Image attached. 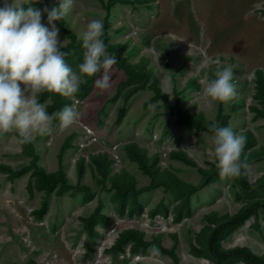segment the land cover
Instances as JSON below:
<instances>
[{
	"label": "rangeland",
	"instance_id": "1",
	"mask_svg": "<svg viewBox=\"0 0 264 264\" xmlns=\"http://www.w3.org/2000/svg\"><path fill=\"white\" fill-rule=\"evenodd\" d=\"M48 2L58 7L60 0ZM2 3L0 0V6ZM33 7L42 11V23L50 27L45 8ZM105 16L99 0H75L63 20L65 28L81 40L90 20L102 19L104 23ZM109 20V41L127 44L122 56L154 76L174 109L169 111L163 100L153 101L154 93L147 85L130 97L119 120L129 86L123 84L126 74L114 65L112 86L107 90L95 84L102 73L87 89L82 85L89 77H82L79 92L68 98V106L80 114L71 128L61 129L59 121L53 119L52 134H36L29 143L17 132L0 134V163L19 169L29 165L34 153L39 157L37 165L48 173L58 169L61 146L71 136L62 157L63 171L70 185L88 189L51 193L34 189L30 194L28 183L34 182L31 171L13 180L0 172V264H213L206 256L205 217L223 220L248 199L261 196L264 200V189L246 192L238 185V178H222L219 173L188 193L159 183L163 174L170 172L185 183L199 186L217 165L214 133L180 123L175 108L215 121L218 103L205 97L203 89L215 78V72L225 67L233 69L237 85L236 99L227 108L222 103L223 114L229 115L227 127L247 138L242 159L250 165L249 180L264 177V117L257 116L255 110L263 107L257 94L256 70L264 72V0H118ZM55 23L64 42L61 50L65 49V61L78 71L84 51L68 49L70 39ZM132 143L145 149L157 170V183L126 153V146ZM176 150L183 151L194 165L173 159L170 154ZM98 154H107L111 162L107 177H102L92 162V156ZM81 158L85 168L79 178ZM124 172L141 190L140 215L128 211L131 194L117 196L112 188L111 178ZM186 194L188 209L173 222L175 204ZM43 202L47 211L37 219L33 211ZM99 202L105 218L95 224L97 235L90 237L81 218L92 214ZM160 204L166 208L167 217L161 215ZM122 206L125 211L120 212ZM152 210L157 211L154 217L149 215ZM130 228L144 232L145 240H158L163 247L174 248L177 259L158 248L153 254V247L133 252L131 242L111 251L118 235ZM192 244L202 246L204 252L193 254ZM221 245L227 249L245 246L255 254H264V209L259 207L255 215L224 234ZM228 264L244 263L233 260Z\"/></svg>",
	"mask_w": 264,
	"mask_h": 264
},
{
	"label": "clouds",
	"instance_id": "2",
	"mask_svg": "<svg viewBox=\"0 0 264 264\" xmlns=\"http://www.w3.org/2000/svg\"><path fill=\"white\" fill-rule=\"evenodd\" d=\"M75 0H60L58 7L45 8L47 23H42V11L33 7L31 0H3L0 6V134L17 132L29 143L36 134L51 135L53 118L59 119L61 129L71 128L79 119L74 106H65L50 115L46 104L38 99L43 93H55L71 98L80 90L82 77H97L96 87L107 90L112 81V69L117 63L109 55L104 37L102 19H92L86 26L82 40L83 62L78 71L66 61L61 51L64 42L59 38L56 21L68 16ZM231 67L215 72L203 89L205 97L227 108L237 97V85ZM23 86V87H22ZM214 133V151L217 168L222 178H238L250 167L242 159L246 136L234 133L231 127L211 125ZM153 254L158 249L150 250Z\"/></svg>",
	"mask_w": 264,
	"mask_h": 264
},
{
	"label": "trees",
	"instance_id": "3",
	"mask_svg": "<svg viewBox=\"0 0 264 264\" xmlns=\"http://www.w3.org/2000/svg\"><path fill=\"white\" fill-rule=\"evenodd\" d=\"M49 0H45L44 2L38 3L35 0H31L34 5H40L44 8H48L49 10L55 6H51L48 2ZM106 10V16L104 20V41L107 45V51L109 55H115L117 58L116 67L121 69L126 74V80L123 84L128 85L129 87L125 90V94L123 96L124 105L121 107L118 119L121 120L126 112V103L130 99V97L139 89H142L148 85L154 93L153 101L155 100H163L164 105L169 111H173L174 107L171 106L168 101L165 93H163L155 80L154 76L139 68L137 65L130 64L128 62V58L122 56L127 48V44H113L109 41V33L108 28L111 25L110 15L111 8L118 0H108L104 2V0H99ZM122 2H126V0H120ZM60 27L63 29L67 37L70 39V43L68 44V49L80 48L84 51L82 47V41L79 40L73 32H70L65 28L64 20L61 19L57 21ZM61 51H65L62 49ZM258 76L256 79V87L257 94L260 98L263 107L256 108V115L264 117V72L262 69L258 68L256 70ZM95 79L94 77H89L85 84L82 85V89H87L93 83ZM49 96H51V102L46 104V110L50 115L61 111L65 106L71 102L68 98H65L59 94L55 93H43L38 96V99L41 103H44L48 100ZM150 101L146 102V105L149 104ZM218 112L215 118V121H205L202 117H198L196 115L190 116L187 115L183 110L179 107H176V113H178V121L180 123H187L190 126L196 127L199 130H205L206 132H213L211 130V125L213 123H217L221 127H227L228 117L229 115L223 114V106L222 103H218ZM175 113V111H174ZM56 121H59L58 118L54 117ZM71 136H68L63 142L59 155V167L55 172L48 173L43 168L37 165V161L39 159L37 154L32 153V160L28 166H24L19 169H13L11 166L0 163V172L7 173L9 179L13 180L15 178H19L22 175L31 171V176L34 177V182L29 181L28 189L30 194L33 193L34 189L39 191H44L45 193H51L55 190H71L77 189L78 191H87L88 189L84 186H73L67 182L65 173L62 167V157L69 145V141ZM126 153L130 156L141 168L143 172L148 174L154 181L156 182V169H153L149 159L146 157V151L144 148H141L136 143H132L126 146ZM170 156L174 159H178L186 164L194 165V162L183 152V151H173ZM92 162L98 169L99 173L102 177H107L110 172V160H108L107 154H98L96 156H92ZM84 159L81 158L78 164V176L81 178L84 174ZM202 171H205L201 168ZM219 173V169L217 165H213L212 169L208 171L203 182L199 186H193L188 183L181 181L176 175H173L170 172H165L164 180L159 181L160 184L164 185L167 188L176 187L180 190H185L187 193L197 190L200 186L204 185V183H208L210 179L216 177ZM125 180V183L122 182ZM112 188L115 190V194L117 196L125 197L128 194L133 196L132 204L128 208L130 214L140 215L142 213V207L138 201V194L141 191L140 189L135 188V184L133 179L128 176L125 172L119 175H115L111 178ZM238 185L240 188L246 192H252L264 189V177H260L258 180L251 182L248 178L247 171L238 177ZM180 203H176L173 209V222H178L181 219V215L188 209L187 202V194L183 199L179 201ZM161 207V215L167 217L166 208L160 204ZM262 207L264 209V200L261 196L246 200L236 212L232 213L229 217L221 220L218 218H211L210 216L205 217V222L207 225L203 228L204 231L208 230L207 238H206V247H207V258L212 261L213 264H228L233 260H241L244 264H264V254H255L250 249L245 246H233L232 248H223L221 245L222 236L226 233L231 232V230L239 227L244 223V220L247 219L250 215H255L258 208ZM102 203L99 202L94 212L90 214L88 217L81 218L83 223V227L87 232L88 236L94 237L97 235V231L95 230V224L99 222V219L105 218L101 213ZM47 211V203L43 202L41 207L33 211V215L37 219H41L43 215ZM125 211V207L122 206L120 212ZM157 211L152 210L150 212V217L156 216ZM159 214V213H158ZM103 225H106L104 223ZM201 241V239H200ZM133 243V252H137L139 248L147 249L149 247H155L160 249L164 254L169 255L174 260L177 259L176 254L174 253V248L167 249L163 247L158 240H145L144 232L138 229H125L123 230L118 237L116 238L114 244L111 246V251L121 250L123 246L127 243ZM204 252V248L197 244H192V253L196 255H201Z\"/></svg>",
	"mask_w": 264,
	"mask_h": 264
}]
</instances>
